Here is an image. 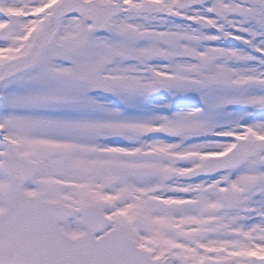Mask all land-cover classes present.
I'll return each mask as SVG.
<instances>
[{"label": "snow or ice", "instance_id": "obj_1", "mask_svg": "<svg viewBox=\"0 0 264 264\" xmlns=\"http://www.w3.org/2000/svg\"><path fill=\"white\" fill-rule=\"evenodd\" d=\"M0 264H264V0H0Z\"/></svg>", "mask_w": 264, "mask_h": 264}]
</instances>
